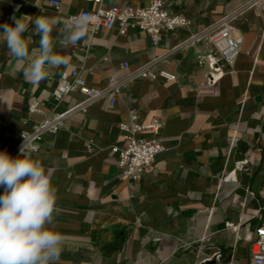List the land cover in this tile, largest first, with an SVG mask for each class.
<instances>
[{"label":"crops","instance_id":"0c3cea01","mask_svg":"<svg viewBox=\"0 0 264 264\" xmlns=\"http://www.w3.org/2000/svg\"><path fill=\"white\" fill-rule=\"evenodd\" d=\"M52 1L0 0V24L11 23L13 15H43L54 22L59 38L68 16L97 7L89 0ZM165 1L169 12L189 24L163 31L159 44L139 28L125 35L117 28L89 31L67 48L57 43L55 51L66 63L38 85L25 80L22 66L0 43V150L8 153L34 122L84 98L79 91L60 101L52 97L68 70L79 69L95 87L149 63L152 71L177 75L175 81L130 82L115 105L102 99L74 113L32 155L55 189L52 226L65 238L60 264L251 262L255 231L264 225V6L243 9L246 0ZM149 2L103 1L108 7ZM231 14L244 44L234 68L220 74L209 64L208 45L189 40ZM26 36L31 48L38 47L31 26ZM33 101L42 112L29 111ZM133 107L144 123L164 118L165 150L140 182L122 178L113 150L127 145L120 123Z\"/></svg>","mask_w":264,"mask_h":264},{"label":"built area","instance_id":"2783aa9c","mask_svg":"<svg viewBox=\"0 0 264 264\" xmlns=\"http://www.w3.org/2000/svg\"><path fill=\"white\" fill-rule=\"evenodd\" d=\"M89 1L95 2L97 7L71 14L67 19L87 14L90 17L89 31L91 34L103 28H117L122 35H125L130 30L139 28L147 32L155 44H159L163 31H173L189 24L185 16L169 12L165 0H150L146 6L128 4L122 7L105 6L104 0ZM52 3L58 5L60 2L53 0ZM262 6H264V0H246L243 9L261 8ZM235 19L236 14L224 16L189 40L191 43L203 41L208 45L209 64L213 70L220 74L227 72L226 67H229L230 70L234 68L242 52L244 35L236 26ZM152 64H146L121 78L112 76L104 87L89 85L81 76L79 69L75 68L64 72L52 91V97L56 101H60L70 93L79 91L84 95V98L71 108L46 114L43 120L34 122L31 128L22 132L20 140L9 154L16 157L20 147L25 143L29 149H34L31 151L32 156L39 151L45 135L56 134L64 129L67 120L74 113L85 110L102 99H107L110 105H115L122 89L136 79L151 78L166 81L177 79V75L168 70L152 71L150 69ZM124 65L129 67L127 62ZM39 105V101H33L29 106V111L31 113L42 112ZM163 125L164 118L162 116H156L150 122L144 123L141 121L139 109L137 107L130 109L128 119L120 123V130L127 145L125 148L113 147L114 152L118 153L123 179L140 182L157 156L165 150L161 138ZM146 132H150L151 136H145ZM251 249L250 264H264V225L256 229ZM220 257V254L216 256L217 259Z\"/></svg>","mask_w":264,"mask_h":264},{"label":"clouds","instance_id":"9594fccd","mask_svg":"<svg viewBox=\"0 0 264 264\" xmlns=\"http://www.w3.org/2000/svg\"><path fill=\"white\" fill-rule=\"evenodd\" d=\"M11 20L0 24V43L6 44L32 85L50 78L66 63L55 51L57 43L67 48L89 35L87 14L65 20L59 38L53 35L54 22L47 16L13 15ZM30 26L39 36L36 48L30 47L26 36ZM31 151L25 143L16 157L0 151V264H60L65 238L52 226L55 189L50 173L32 158Z\"/></svg>","mask_w":264,"mask_h":264}]
</instances>
